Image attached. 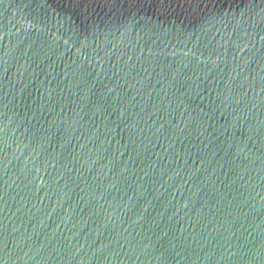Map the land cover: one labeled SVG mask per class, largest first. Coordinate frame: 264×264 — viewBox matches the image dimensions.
Wrapping results in <instances>:
<instances>
[{
    "label": "water",
    "instance_id": "95a60500",
    "mask_svg": "<svg viewBox=\"0 0 264 264\" xmlns=\"http://www.w3.org/2000/svg\"><path fill=\"white\" fill-rule=\"evenodd\" d=\"M0 264H264V0H0Z\"/></svg>",
    "mask_w": 264,
    "mask_h": 264
}]
</instances>
